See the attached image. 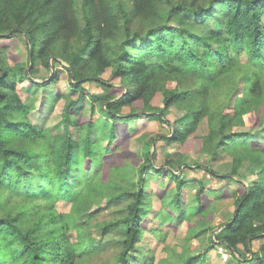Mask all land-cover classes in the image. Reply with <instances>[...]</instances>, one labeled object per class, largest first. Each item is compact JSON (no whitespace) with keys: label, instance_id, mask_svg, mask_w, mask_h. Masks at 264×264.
Segmentation results:
<instances>
[{"label":"trees","instance_id":"1","mask_svg":"<svg viewBox=\"0 0 264 264\" xmlns=\"http://www.w3.org/2000/svg\"><path fill=\"white\" fill-rule=\"evenodd\" d=\"M22 37L26 60L14 52ZM37 58L55 68L50 83L68 73V91L55 95L60 129L32 117L36 107L28 98L43 84L30 75ZM238 72L246 78L248 91L239 95L245 97L219 104L225 80L236 81ZM85 82L105 92H91ZM260 96L264 0H0V264H90L109 247L115 252L105 264H167L140 244L150 174L175 179L179 214L162 216L160 224L207 215L205 184L196 188L197 204L182 210L187 181L155 165L150 151L138 154L140 163L126 158L103 176L106 156L122 151L119 125L131 130L143 118L170 124L173 105L184 113L172 122L168 140L185 144L207 118L202 149L232 156L227 177L238 176L245 161L258 174L249 184L246 176L235 178L236 208L222 240L235 255L249 254L237 263L264 264V142L238 130L236 119L241 110L258 112ZM82 99L90 101L88 117ZM255 239H263L256 251ZM204 258L185 254L179 264Z\"/></svg>","mask_w":264,"mask_h":264},{"label":"rangeland","instance_id":"2","mask_svg":"<svg viewBox=\"0 0 264 264\" xmlns=\"http://www.w3.org/2000/svg\"><path fill=\"white\" fill-rule=\"evenodd\" d=\"M127 4L129 7L131 6V2ZM21 39L22 42L15 48L14 52L26 60L28 48L23 37ZM240 59L243 63H249L244 54L241 55ZM57 66L60 68V64ZM54 69L42 65L39 58L35 60L30 75L43 84L37 87L28 100L34 102L36 107L32 112L35 123H40L44 127L60 129L59 103L56 105L55 95L59 91H68L69 78L67 71L64 70L62 79L56 83H50V76H55ZM102 76L109 79L111 68H108ZM235 76L236 81L234 82L228 79L231 77L225 80L227 89L218 93L219 104L228 102L235 105L236 102L245 97L239 95H245L248 91L246 78L241 77L240 72L236 73ZM116 84L119 85L120 83L116 82ZM84 85L91 92H105L99 83L85 82ZM233 90H235L234 93ZM258 101V112L251 110L239 112L236 118L237 129L252 132L254 139L264 142V96H260ZM79 105L84 106V113L86 114L84 116L88 117L91 113L90 101L82 99ZM183 113L184 109L178 105H173L167 115V119L171 121L170 124L143 118L133 122L131 130H128L124 125H119L121 130L119 145L122 151L113 152L106 156L103 177L107 179L111 168L123 165L126 158L131 159L135 164L140 163L141 157L138 154L150 151L155 165L171 167L177 175H180V178L187 181L180 190L182 210L197 204L195 191L199 181L203 182L208 191L207 195L203 196L205 205L208 204L207 215L204 217L195 215L190 220L185 219L179 223L160 224L162 216L179 214L177 212L179 208L176 206V201L173 200L176 190L175 179L169 176H161L155 172L150 174L151 181L147 188V195L151 201L149 212L144 220L145 235L140 243L142 248L152 250L157 261L167 264H179L185 254L199 253L205 255L202 264H245L237 262L239 259L248 258L249 254L245 257H241L239 254L235 255L227 243L222 240L225 231L223 224L231 219L236 208V196L232 195V191L239 188V184L235 178L241 179L246 176L242 180L249 184L258 178V174H250L252 166L248 161H245L239 169L238 176L227 177L231 176L232 156L228 152L222 151L221 148L216 155L207 153L202 149L199 137L209 132L207 118L200 122L195 137H192L185 144L168 140L167 136L170 135L172 122ZM168 160L173 161L172 166L167 165ZM59 208L69 210L70 204L61 202ZM203 219H205L204 222ZM262 244L263 239H255L252 241L251 248L254 251L259 250ZM114 252V248L109 247L104 252L103 257L94 259L95 261L90 264H105L109 258L111 259ZM106 259L107 261H105Z\"/></svg>","mask_w":264,"mask_h":264},{"label":"water","instance_id":"3","mask_svg":"<svg viewBox=\"0 0 264 264\" xmlns=\"http://www.w3.org/2000/svg\"><path fill=\"white\" fill-rule=\"evenodd\" d=\"M30 52H31V58H30L29 68L32 66V63H33V57H32V52H33V50H32V47H31Z\"/></svg>","mask_w":264,"mask_h":264}]
</instances>
